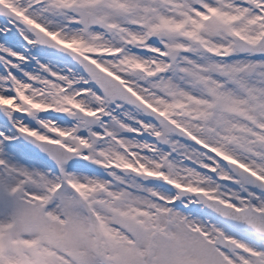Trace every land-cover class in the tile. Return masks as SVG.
<instances>
[{"label":"snow or ice","instance_id":"snow-or-ice-1","mask_svg":"<svg viewBox=\"0 0 264 264\" xmlns=\"http://www.w3.org/2000/svg\"><path fill=\"white\" fill-rule=\"evenodd\" d=\"M0 264H264V0H0Z\"/></svg>","mask_w":264,"mask_h":264},{"label":"rangeland","instance_id":"rangeland-1","mask_svg":"<svg viewBox=\"0 0 264 264\" xmlns=\"http://www.w3.org/2000/svg\"><path fill=\"white\" fill-rule=\"evenodd\" d=\"M53 64L56 67H61V65L59 63H57V61H53ZM85 167H87V166H85ZM128 179L130 180V182L135 181V182L143 183V181L138 180V178H136V177H129Z\"/></svg>","mask_w":264,"mask_h":264}]
</instances>
